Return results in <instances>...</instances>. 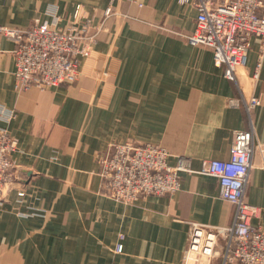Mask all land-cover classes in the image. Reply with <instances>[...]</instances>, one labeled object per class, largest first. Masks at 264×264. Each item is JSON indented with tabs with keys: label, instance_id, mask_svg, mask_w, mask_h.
Listing matches in <instances>:
<instances>
[{
	"label": "crops",
	"instance_id": "1",
	"mask_svg": "<svg viewBox=\"0 0 264 264\" xmlns=\"http://www.w3.org/2000/svg\"><path fill=\"white\" fill-rule=\"evenodd\" d=\"M79 5L97 25L107 8L112 16L76 84L18 92L15 45L0 35V106L15 112L0 127L18 140L19 177L0 204V264H181L192 223L234 222L217 180L199 172L228 160L234 133L251 120L260 147L245 201L264 206V66L252 78L259 41L242 70L244 95L261 101L249 120L229 106L240 92L212 50L186 39L197 11L179 0H0V26L29 28L52 7L65 25ZM129 140L164 147L171 167L185 158L177 193L125 205L101 192L96 155ZM254 223L264 227V211ZM223 250L219 239L209 264H221Z\"/></svg>",
	"mask_w": 264,
	"mask_h": 264
},
{
	"label": "built area",
	"instance_id": "2",
	"mask_svg": "<svg viewBox=\"0 0 264 264\" xmlns=\"http://www.w3.org/2000/svg\"><path fill=\"white\" fill-rule=\"evenodd\" d=\"M197 11L194 32L187 36L192 45L212 50L215 65L225 68V77L240 92L230 107H243L250 120L261 101L252 92L246 97L243 81L249 62L252 39H258V57L252 78L257 79L264 66V0H179ZM112 16L107 8L100 24L95 16L77 6L65 25L55 7L48 12L36 11L26 29L0 26V35L14 45L15 78L18 92L32 87L49 89L76 84L82 76L83 62L95 51L104 22ZM14 110L0 106V120L11 121ZM249 130L236 131L228 160H207L199 173L218 182L219 197L235 207L230 227L192 223L185 256L181 264H209L219 239L224 241L221 264H264V227L254 223L264 206L248 204L245 195L253 160L258 147L252 120ZM18 140L0 127V204L19 179L14 154ZM169 152L152 143L129 140L113 143L96 155L101 192L125 205L136 204L153 196H171L182 186L181 173L188 172L185 158L175 167L168 164ZM20 190L18 197L23 198ZM123 236H121V240ZM117 253L123 251L119 243Z\"/></svg>",
	"mask_w": 264,
	"mask_h": 264
}]
</instances>
